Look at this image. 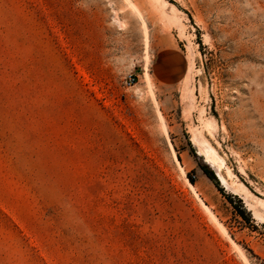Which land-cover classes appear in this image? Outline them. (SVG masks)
<instances>
[{
    "label": "rangeland",
    "instance_id": "1",
    "mask_svg": "<svg viewBox=\"0 0 264 264\" xmlns=\"http://www.w3.org/2000/svg\"><path fill=\"white\" fill-rule=\"evenodd\" d=\"M0 264H264V0H0Z\"/></svg>",
    "mask_w": 264,
    "mask_h": 264
},
{
    "label": "bare ground",
    "instance_id": "2",
    "mask_svg": "<svg viewBox=\"0 0 264 264\" xmlns=\"http://www.w3.org/2000/svg\"><path fill=\"white\" fill-rule=\"evenodd\" d=\"M157 5H158V4H157ZM157 5H156V6H157ZM131 6H132L133 9L136 10L138 13L140 12V11L138 10V8H137L136 6H134L133 4H131ZM157 8H158L159 10H161L162 15L165 17V16H166V10L169 9V8H168V3H166V2L164 1L163 4H162V3L159 4V7H157ZM172 10H174V9L172 8ZM139 15H140V13H139ZM140 16H141V15H140ZM141 18H142V17H141ZM143 21H144V19H143ZM143 24H145V22H144ZM143 31H144V34H145L146 42H147V44H148V40H149V37H148V30H147V27H146L145 25H144V27H143ZM145 70H146V71H145L143 77H144V79H145L146 85H148V84H150V82H151V77H150V74H149V72H148L149 69H145ZM219 177H220V179H221L222 186H224L226 189H228L225 178H224L222 175H220ZM188 182H189V184H190L192 187H194V185H193L192 182H190L189 180H188Z\"/></svg>",
    "mask_w": 264,
    "mask_h": 264
},
{
    "label": "crops",
    "instance_id": "3",
    "mask_svg": "<svg viewBox=\"0 0 264 264\" xmlns=\"http://www.w3.org/2000/svg\"><path fill=\"white\" fill-rule=\"evenodd\" d=\"M176 58H178L177 53H175V51H173L171 47L168 48L167 50H165L163 54L162 66H164L167 70L173 69L174 68L173 66H176V64H174V60ZM167 73H170V72L167 71Z\"/></svg>",
    "mask_w": 264,
    "mask_h": 264
},
{
    "label": "trees",
    "instance_id": "4",
    "mask_svg": "<svg viewBox=\"0 0 264 264\" xmlns=\"http://www.w3.org/2000/svg\"><path fill=\"white\" fill-rule=\"evenodd\" d=\"M201 168H202L204 174H205L210 180H212V181L215 183V185L219 188V190H220L224 195H226L229 199H231V196L228 195V194H226L225 191L223 190V188L221 187L220 182H219L218 178L216 177L214 171L211 170V169H210L208 166H206V165H203ZM192 183H194V182L192 181Z\"/></svg>",
    "mask_w": 264,
    "mask_h": 264
},
{
    "label": "built area",
    "instance_id": "5",
    "mask_svg": "<svg viewBox=\"0 0 264 264\" xmlns=\"http://www.w3.org/2000/svg\"><path fill=\"white\" fill-rule=\"evenodd\" d=\"M137 83V79L134 75H129V77L126 79V84L128 86H133Z\"/></svg>",
    "mask_w": 264,
    "mask_h": 264
},
{
    "label": "water",
    "instance_id": "6",
    "mask_svg": "<svg viewBox=\"0 0 264 264\" xmlns=\"http://www.w3.org/2000/svg\"><path fill=\"white\" fill-rule=\"evenodd\" d=\"M216 174V173H215ZM217 176V175H216ZM218 178V177H217Z\"/></svg>",
    "mask_w": 264,
    "mask_h": 264
}]
</instances>
